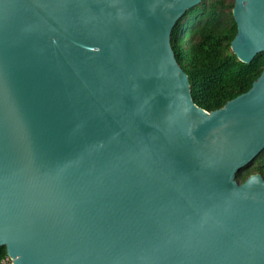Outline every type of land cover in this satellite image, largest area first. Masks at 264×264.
Returning <instances> with one entry per match:
<instances>
[{"label": "water", "instance_id": "water-1", "mask_svg": "<svg viewBox=\"0 0 264 264\" xmlns=\"http://www.w3.org/2000/svg\"><path fill=\"white\" fill-rule=\"evenodd\" d=\"M201 0H0V247L12 264H264V68L206 112L170 37ZM231 50L264 52V0Z\"/></svg>", "mask_w": 264, "mask_h": 264}, {"label": "trees", "instance_id": "trees-1", "mask_svg": "<svg viewBox=\"0 0 264 264\" xmlns=\"http://www.w3.org/2000/svg\"><path fill=\"white\" fill-rule=\"evenodd\" d=\"M234 0H201L175 24L171 47L189 81L193 103L206 112L222 108L247 92L264 68V52L249 64L237 60L231 44L237 34ZM259 174L264 180V150L236 174L243 183ZM6 248L0 247V264H9Z\"/></svg>", "mask_w": 264, "mask_h": 264}, {"label": "rangeland", "instance_id": "rangeland-1", "mask_svg": "<svg viewBox=\"0 0 264 264\" xmlns=\"http://www.w3.org/2000/svg\"><path fill=\"white\" fill-rule=\"evenodd\" d=\"M10 261V260H9ZM9 264H12L11 261L9 262Z\"/></svg>", "mask_w": 264, "mask_h": 264}, {"label": "built area", "instance_id": "built-area-1", "mask_svg": "<svg viewBox=\"0 0 264 264\" xmlns=\"http://www.w3.org/2000/svg\"><path fill=\"white\" fill-rule=\"evenodd\" d=\"M4 264V263H3Z\"/></svg>", "mask_w": 264, "mask_h": 264}]
</instances>
